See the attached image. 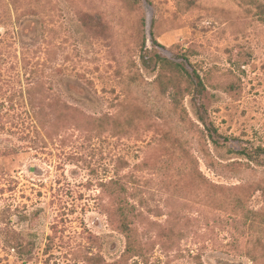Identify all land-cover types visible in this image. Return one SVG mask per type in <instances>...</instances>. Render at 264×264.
<instances>
[{"label": "rangeland", "instance_id": "1", "mask_svg": "<svg viewBox=\"0 0 264 264\" xmlns=\"http://www.w3.org/2000/svg\"><path fill=\"white\" fill-rule=\"evenodd\" d=\"M262 18L0 0V264H264Z\"/></svg>", "mask_w": 264, "mask_h": 264}, {"label": "trees", "instance_id": "2", "mask_svg": "<svg viewBox=\"0 0 264 264\" xmlns=\"http://www.w3.org/2000/svg\"><path fill=\"white\" fill-rule=\"evenodd\" d=\"M262 19L264 21V18H262ZM149 60H151V58ZM153 61H154V59H153ZM155 63H156V65L162 67V69H169V70H172V71H174L178 74H181V75H186V74L188 75V72H186L185 67L182 64L172 62L166 58L156 56L155 57ZM195 78L198 80V86L203 87V82H202L200 76H198L196 74ZM216 133H217V131L214 128L210 129L209 137L215 144H218L219 142L215 139V136H214ZM240 155H242L246 160H248L250 162H255V161H257V157L259 159H261V157L264 155V148L263 147H257V148L252 149V150H245L243 152H240Z\"/></svg>", "mask_w": 264, "mask_h": 264}]
</instances>
